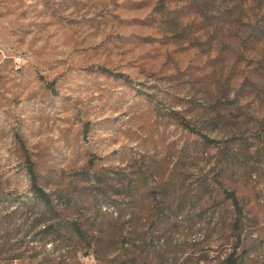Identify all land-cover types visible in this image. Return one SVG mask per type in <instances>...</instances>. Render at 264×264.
<instances>
[{"label": "rangeland", "instance_id": "1", "mask_svg": "<svg viewBox=\"0 0 264 264\" xmlns=\"http://www.w3.org/2000/svg\"><path fill=\"white\" fill-rule=\"evenodd\" d=\"M24 150L86 238L7 262L0 225V264H264V0H0V191L22 199Z\"/></svg>", "mask_w": 264, "mask_h": 264}, {"label": "trees", "instance_id": "2", "mask_svg": "<svg viewBox=\"0 0 264 264\" xmlns=\"http://www.w3.org/2000/svg\"><path fill=\"white\" fill-rule=\"evenodd\" d=\"M108 74L114 75L109 71ZM116 77L123 75L115 74ZM24 163L29 177V190L26 199L18 198L14 194H4L0 191V209L5 212V217L0 225L4 228L5 234L2 237L4 244L9 248L13 241H17L18 249L12 251L8 249L4 255L5 260H18L17 255L22 247L29 248L33 241H38L43 248L47 245H63L69 240V234L78 240L86 238V232L78 221H70L64 218L65 209H60L53 197L41 186L36 173L35 165L31 161L29 154L24 150ZM237 209L241 212L240 203L235 193H227ZM24 228L25 231H24ZM33 234V235H32ZM15 245V246H16ZM21 246V247H20ZM92 243H88V248H92ZM14 257H11V256ZM227 264H238L235 254H232Z\"/></svg>", "mask_w": 264, "mask_h": 264}]
</instances>
